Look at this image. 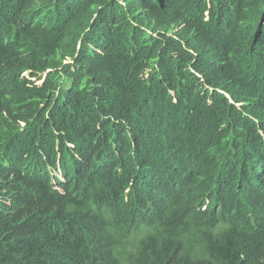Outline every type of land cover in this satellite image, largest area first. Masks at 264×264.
Segmentation results:
<instances>
[{
	"label": "trees",
	"instance_id": "obj_1",
	"mask_svg": "<svg viewBox=\"0 0 264 264\" xmlns=\"http://www.w3.org/2000/svg\"><path fill=\"white\" fill-rule=\"evenodd\" d=\"M0 264H264V0H0Z\"/></svg>",
	"mask_w": 264,
	"mask_h": 264
}]
</instances>
